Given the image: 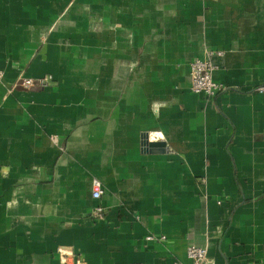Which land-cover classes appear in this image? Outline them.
Segmentation results:
<instances>
[{
	"label": "crops",
	"instance_id": "0c3cea01",
	"mask_svg": "<svg viewBox=\"0 0 264 264\" xmlns=\"http://www.w3.org/2000/svg\"><path fill=\"white\" fill-rule=\"evenodd\" d=\"M0 71V264L264 263V0H0Z\"/></svg>",
	"mask_w": 264,
	"mask_h": 264
},
{
	"label": "built area",
	"instance_id": "2783aa9c",
	"mask_svg": "<svg viewBox=\"0 0 264 264\" xmlns=\"http://www.w3.org/2000/svg\"><path fill=\"white\" fill-rule=\"evenodd\" d=\"M214 54L222 55V52L214 53L210 52L207 58H197L190 63V79L191 90L197 94H205L208 97H214L225 90L224 86L217 82L213 78V72L215 70L214 63L211 60V56ZM4 77V74L0 71V79ZM48 83V79L40 80V84L44 85ZM23 86L30 89L34 86L35 81L31 78H24L22 82ZM262 91V90H260ZM104 194L102 183L100 181H93L92 196L96 200H100ZM106 209L98 206L93 211V217L96 219H103L106 214ZM147 240H153V237H147ZM187 257L190 264H207L208 262V249L206 246H190L187 249ZM251 264H264L263 262H253Z\"/></svg>",
	"mask_w": 264,
	"mask_h": 264
},
{
	"label": "water",
	"instance_id": "95a60500",
	"mask_svg": "<svg viewBox=\"0 0 264 264\" xmlns=\"http://www.w3.org/2000/svg\"><path fill=\"white\" fill-rule=\"evenodd\" d=\"M147 136H145V140H147ZM149 148H155V147H159V146H161L160 144H152V143H150L149 145H147Z\"/></svg>",
	"mask_w": 264,
	"mask_h": 264
}]
</instances>
